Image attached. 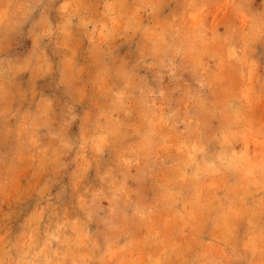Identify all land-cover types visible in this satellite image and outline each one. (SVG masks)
I'll list each match as a JSON object with an SVG mask.
<instances>
[{"label": "clouds", "instance_id": "clouds-1", "mask_svg": "<svg viewBox=\"0 0 264 264\" xmlns=\"http://www.w3.org/2000/svg\"><path fill=\"white\" fill-rule=\"evenodd\" d=\"M0 264H264V0H0Z\"/></svg>", "mask_w": 264, "mask_h": 264}]
</instances>
